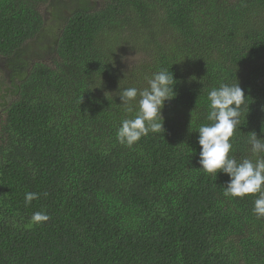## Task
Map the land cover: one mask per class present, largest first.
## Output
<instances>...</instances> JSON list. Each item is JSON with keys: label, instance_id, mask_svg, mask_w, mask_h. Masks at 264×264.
Masks as SVG:
<instances>
[{"label": "trees", "instance_id": "1", "mask_svg": "<svg viewBox=\"0 0 264 264\" xmlns=\"http://www.w3.org/2000/svg\"><path fill=\"white\" fill-rule=\"evenodd\" d=\"M161 69L164 131L120 143L140 96L128 113L118 94ZM0 71V264H264L258 194L225 195L196 132L208 92L238 82L229 155L264 157V0H0Z\"/></svg>", "mask_w": 264, "mask_h": 264}, {"label": "clouds", "instance_id": "2", "mask_svg": "<svg viewBox=\"0 0 264 264\" xmlns=\"http://www.w3.org/2000/svg\"><path fill=\"white\" fill-rule=\"evenodd\" d=\"M176 83L169 69H161L148 79V87L144 90L138 92L135 87H126L120 91V104L125 105L128 113L134 111L132 102L138 94L140 96L138 111L132 118L122 120L117 130L120 143L131 147L149 132L161 134L164 131L162 109L165 101L175 97ZM246 97L238 82L231 85L221 84L208 92L209 110L206 119L210 123L201 124L196 131L200 146L199 164L207 173L217 175L220 171L228 175L229 180L224 186L225 195L243 197L246 194H258L253 212L259 218L264 217V157H259L255 162L248 158L238 162L229 155L233 147L230 138L239 126L241 106ZM249 143L253 153H264V137H258L253 132ZM38 198V193H26L25 206ZM49 218L46 211L34 212L31 217L37 224Z\"/></svg>", "mask_w": 264, "mask_h": 264}, {"label": "rangeland", "instance_id": "3", "mask_svg": "<svg viewBox=\"0 0 264 264\" xmlns=\"http://www.w3.org/2000/svg\"><path fill=\"white\" fill-rule=\"evenodd\" d=\"M50 19V13L46 15V20ZM6 73L0 71V112L3 109V104L12 98L11 95V80L7 78Z\"/></svg>", "mask_w": 264, "mask_h": 264}]
</instances>
